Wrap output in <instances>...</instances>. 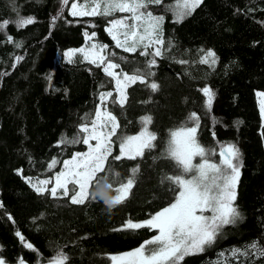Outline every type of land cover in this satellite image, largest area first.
<instances>
[{
    "label": "trees",
    "instance_id": "16d2710c",
    "mask_svg": "<svg viewBox=\"0 0 264 264\" xmlns=\"http://www.w3.org/2000/svg\"><path fill=\"white\" fill-rule=\"evenodd\" d=\"M61 1L0 0V23L9 21L0 30V257L8 263L19 258L44 264L62 251L69 258L66 264H112V254L137 248L154 235L156 230L148 228L122 229L129 219L145 221L167 205L170 193L159 176L174 174L171 163H153L146 151L129 197L111 210L102 201L75 205L68 197L37 193L32 184L51 177L60 163L86 149L83 143L61 141L82 140L78 129L101 106L100 93L116 95L115 81L102 65L85 60L83 53L69 58L65 52L80 49L86 35L95 33L93 39L110 50L106 57L130 74L153 57L124 52L105 28L108 17H73L67 9L59 12ZM160 6L156 12L165 10L159 37L163 55L155 58L149 81L159 90L137 83L127 89L123 110L110 100L107 108L129 135L140 130L141 117H152L149 128L158 137L153 157L161 155L169 130L190 113L199 117L202 146L214 151L238 147L242 166L235 206L242 218L227 225L214 245L181 264H264L256 249H248L246 256L231 254L254 241L264 248V123L256 99V91H264V0H202L180 20ZM20 18L35 22L20 27ZM209 51L215 53L214 64L212 58L201 62ZM205 87L213 93L211 105ZM113 154H118L115 144ZM53 160L57 163L49 168ZM137 163L119 161L116 171L128 175L126 169Z\"/></svg>",
    "mask_w": 264,
    "mask_h": 264
},
{
    "label": "snow or ice",
    "instance_id": "6c2138e0",
    "mask_svg": "<svg viewBox=\"0 0 264 264\" xmlns=\"http://www.w3.org/2000/svg\"><path fill=\"white\" fill-rule=\"evenodd\" d=\"M68 2L69 0H63L65 5ZM162 2L163 0H80L79 6L78 3L71 4L73 17L130 14L112 19L111 27L107 31L113 33L116 46L124 52L135 54L139 51L140 55H151L153 58L147 60L143 67H134L130 74L121 68L120 63H115L103 55L106 46L93 43L88 50L81 48L66 53L71 58L76 52H80L84 54L85 60L91 57L92 64L98 67L103 65V72L115 81L116 95L114 96L113 91L100 93L101 106L78 129V136H83L82 140L74 137L72 141H61L83 143L88 148L87 151L77 152L63 161L64 170L55 176L54 186L50 189L43 187L52 183L47 179L32 184L37 193H48L53 198L68 197L70 203L84 205L86 202L102 201L95 195L94 189L103 181L109 180L116 193L113 203L117 206L127 200L140 177L139 162H143L146 151L153 163L160 159L169 161L174 174L162 172L159 176L160 185L170 193L167 205L145 221L134 222L129 219L122 229L137 231L148 228L156 230L157 234L133 250L112 255V264H181L185 257L203 253L206 247H211L221 235L224 226L234 225L242 218L235 206L236 185L242 166V154L238 147L231 144L227 147L221 146L218 153L220 159L213 162L217 152L211 147L202 146L198 139L199 117L196 113H190L177 129L169 130L166 142L161 141L164 145L161 155L153 157L151 154L157 147L158 137L155 131L148 128L152 124V117H141L138 133L129 135L113 111L107 108L106 102L110 100L113 106L123 110L128 102L127 89L137 83L145 85L153 92L159 90L157 83L149 81L155 75L151 70L156 65L155 58L163 55L159 47L163 40L159 37L164 16L154 15L150 7L153 4L159 6ZM201 2L202 0H185V12L181 13V18L190 15ZM88 4H91L90 9ZM34 22V18H20L16 23L23 27ZM8 23L7 20L0 23V30L6 28ZM94 35L95 33L92 34ZM92 36L88 39L91 40ZM11 39L7 37L8 41ZM153 45L157 46L149 52ZM16 46L20 47L21 44L17 43ZM210 58L214 64L215 53L211 51L206 53L201 62L207 64ZM16 59L18 61L20 58ZM179 63L184 64L187 61L182 60ZM202 91L207 96L208 105H211V89L205 87ZM259 95L262 97L261 112L264 114V93ZM114 144L118 146V154H113ZM125 160L138 161L135 167L126 169L128 175L116 171L117 162ZM56 163L53 160L49 168ZM28 181L31 183V178ZM16 235L24 241L21 233L17 232ZM24 246L36 251L31 243H25ZM248 249H256L260 255H264V248L257 241L243 250L233 249L231 254L246 256ZM68 259L66 253L58 251L48 264H66ZM0 264H6L2 257ZM18 264H24V261L18 258Z\"/></svg>",
    "mask_w": 264,
    "mask_h": 264
},
{
    "label": "rangeland",
    "instance_id": "374dc122",
    "mask_svg": "<svg viewBox=\"0 0 264 264\" xmlns=\"http://www.w3.org/2000/svg\"><path fill=\"white\" fill-rule=\"evenodd\" d=\"M72 3H78V6H79V5H80V0H69V2H68L67 5H65V4L63 3V0H62V1L60 2V7H59V10H60V11H59V12H63L64 9H67L68 12H69V14L71 15V4H72ZM184 3H185V0H163L161 6L164 7V8H166V10H168V11L171 12V15H172L173 19H175V20H180V19H182V18H184V17L187 16V15H185V16H183V17L181 18V13L185 12V9L183 8V4H184ZM153 5H154V4H153ZM161 6H160V8H161ZM90 7H91V4H88V8H89V9H90ZM157 8H158L157 6H155V7H150V10L153 12L154 15H162V16H164V18H165V10L160 11V9H159V11L156 12V9H157ZM86 10H87V9H86ZM129 15H130V14H128V13H116L114 16H110V17H108V19H107V24H106V26H105L106 30H107L109 27H111V23H110V22H111L112 19H114V18H123V17L129 16ZM129 22H130V21H129ZM108 33H109V32H108ZM109 34H110V36L113 38V33H109ZM89 36H92V34H90V35H86V42L84 43V45H83L81 48H84V49L88 50V49H90V47H91V45H92L93 43L97 44L98 46H102L100 43H98L97 41H95V39H93L94 36H92V39L89 40V39H88ZM81 48H80V49H81ZM71 50H77V49H70V50H67V51L65 52V57H68V56L66 55V53H68V52L71 51ZM111 51H113V50L111 49ZM109 52H110V50L107 51V49L105 50V47H104V49H103V55L106 56V55L109 54ZM83 55H84V54H83ZM88 60L90 61V60H91V57H89ZM102 66H103V65H102ZM259 93H264V91H260V90H257V91H256V99H257V101H258V106H259V109H260L261 119H262V122L264 123V114H262V112H261V99H262V97L259 95ZM148 128H149V125H148ZM149 130H150V128H149ZM150 131H151V130H150ZM137 133H138V132H137ZM137 133H135V134H137ZM93 143H95V141H93ZM87 148H88V146L86 145V149H85L84 151H81L80 153L87 151ZM219 150H220V149H219ZM219 150L216 151V152H217V156L213 157V162H216V161H218V160L220 159V157H219V155H218ZM76 153H77V152H76ZM74 154H75V153H74ZM74 154H73V155H74ZM70 158H71V157H70ZM70 158H68V159H70ZM68 159H66V160H68ZM59 166H60V169L57 170V171H55L51 177H49V178H45V180L47 179V180L52 181V183H49L50 186H47V185H46L47 187H49V188L53 187V186H54V181H55V176H56L59 172H61V171L64 170V168H63V162L60 163ZM40 181H41V180H40ZM37 182H38V181H37ZM42 186H43V185H42ZM226 226H227V225H226ZM226 226H224V228L222 229L221 235L217 238L216 242L222 238L224 232L227 230ZM154 234H157L156 231H155ZM216 242H215V243H216ZM215 243H214V244H215ZM214 244H213V245H214ZM134 249H135V248H134ZM132 250H133V249H132ZM128 251H130V250H128ZM128 251H124V252H120V253H115V254H112V255H118V254H122V253H125V252H128ZM112 255H111V256H112ZM111 256H110V257H111ZM5 262H6V261H5ZM111 263H112V262H111ZM6 264H18V261L15 262V263H8V262H6ZM24 264H27V263L24 262ZM44 264H48V263H44Z\"/></svg>",
    "mask_w": 264,
    "mask_h": 264
},
{
    "label": "clouds",
    "instance_id": "9594fccd",
    "mask_svg": "<svg viewBox=\"0 0 264 264\" xmlns=\"http://www.w3.org/2000/svg\"><path fill=\"white\" fill-rule=\"evenodd\" d=\"M95 195L103 201L104 205L111 210L115 207L113 201L115 200V195L113 188L109 180H105L98 187L94 189Z\"/></svg>",
    "mask_w": 264,
    "mask_h": 264
}]
</instances>
